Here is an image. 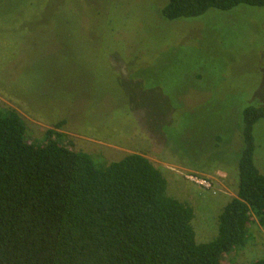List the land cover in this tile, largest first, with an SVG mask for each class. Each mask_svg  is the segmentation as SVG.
Segmentation results:
<instances>
[{"label": "rangeland", "instance_id": "1", "mask_svg": "<svg viewBox=\"0 0 264 264\" xmlns=\"http://www.w3.org/2000/svg\"><path fill=\"white\" fill-rule=\"evenodd\" d=\"M166 3L0 0V109L20 114L29 144L55 130L100 163L146 157L169 195L194 208L197 241L208 243L237 196L244 111L264 107V8L169 22ZM254 137L264 174V120ZM256 260L264 227L254 219L247 245L222 262Z\"/></svg>", "mask_w": 264, "mask_h": 264}, {"label": "trees", "instance_id": "2", "mask_svg": "<svg viewBox=\"0 0 264 264\" xmlns=\"http://www.w3.org/2000/svg\"><path fill=\"white\" fill-rule=\"evenodd\" d=\"M166 1L169 22L264 8V0ZM243 117L237 196L218 216L217 237L198 243L194 208L169 195L149 159L100 163L62 145L55 130L29 144L20 114L0 109V264H224L247 245L254 219L264 227V174L254 160L264 107L251 105Z\"/></svg>", "mask_w": 264, "mask_h": 264}, {"label": "built area", "instance_id": "3", "mask_svg": "<svg viewBox=\"0 0 264 264\" xmlns=\"http://www.w3.org/2000/svg\"><path fill=\"white\" fill-rule=\"evenodd\" d=\"M187 180L198 185L200 188H204L206 190H209L212 187L211 181L208 179H204L202 177H199L195 175L194 173H190L186 176Z\"/></svg>", "mask_w": 264, "mask_h": 264}]
</instances>
